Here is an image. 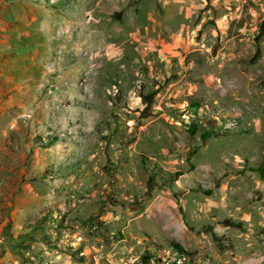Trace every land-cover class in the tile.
Returning a JSON list of instances; mask_svg holds the SVG:
<instances>
[{
	"label": "rangeland",
	"instance_id": "1",
	"mask_svg": "<svg viewBox=\"0 0 264 264\" xmlns=\"http://www.w3.org/2000/svg\"><path fill=\"white\" fill-rule=\"evenodd\" d=\"M34 12L52 26L33 38L39 64L19 60L33 92L0 96V224L28 181L48 197L33 214L116 218L82 231L96 264H264V0H34ZM219 110L238 128L222 132Z\"/></svg>",
	"mask_w": 264,
	"mask_h": 264
},
{
	"label": "crops",
	"instance_id": "2",
	"mask_svg": "<svg viewBox=\"0 0 264 264\" xmlns=\"http://www.w3.org/2000/svg\"><path fill=\"white\" fill-rule=\"evenodd\" d=\"M45 11L46 15H49L46 7ZM50 26L52 24L48 19L38 20L34 12V0H0V60L5 59L4 63L0 61V66L5 69V65H11L10 72H5V69L0 73V96L4 90L20 95L16 96V99L10 98L11 105H23L21 96L30 97L33 92L35 76L29 69L30 65L20 63L19 60L30 59L33 62L32 66L39 64L35 61L39 60V51L33 50L32 47L37 40L33 38L48 37L45 32ZM19 43H26L27 46L17 50L15 45ZM6 103L8 102L4 103L0 99V105ZM1 120L0 115V122ZM1 132L0 125V136ZM1 150L2 147L0 153ZM30 171L33 174V168ZM27 182L25 183L27 190L23 194L19 192L14 198L16 205H11L13 211L8 216L7 224L5 226L0 224V264H22L23 257H26L25 264H96L93 248L90 243L85 242L86 238L84 239L82 231L85 230L89 238H91L89 230L96 228V224L104 227V232L106 229L113 231L112 222L116 218H107L105 223H98L104 216L98 220V214H91L88 219L83 216L84 214H60L59 220L54 221L57 214H33L34 204L47 201L48 197H44L45 200L42 196L38 198ZM15 191L17 193L18 188ZM57 224L56 230L51 229V226ZM58 240L59 248H52V244L58 243ZM68 247L74 248L68 252Z\"/></svg>",
	"mask_w": 264,
	"mask_h": 264
},
{
	"label": "built area",
	"instance_id": "3",
	"mask_svg": "<svg viewBox=\"0 0 264 264\" xmlns=\"http://www.w3.org/2000/svg\"><path fill=\"white\" fill-rule=\"evenodd\" d=\"M214 116H216V117H214ZM214 116H210V117L211 118L214 117L212 119H214V121L216 120V122H218V127L221 129L222 132L227 133V132H231V131L238 128V121L236 119H233V118L222 116L221 110L216 112L214 114ZM184 261H185V258L179 257L176 260V264H183Z\"/></svg>",
	"mask_w": 264,
	"mask_h": 264
},
{
	"label": "trees",
	"instance_id": "4",
	"mask_svg": "<svg viewBox=\"0 0 264 264\" xmlns=\"http://www.w3.org/2000/svg\"><path fill=\"white\" fill-rule=\"evenodd\" d=\"M212 131H206L204 132V134H202V138L203 140L205 141L206 139L208 138H211L212 137ZM256 172H258L260 174V177L262 179H264V153L262 154L261 156V161L256 169ZM208 194H210V192H208ZM175 248L178 249V251L180 252V256L183 257V255L185 254V252L182 250V248L180 246H174Z\"/></svg>",
	"mask_w": 264,
	"mask_h": 264
}]
</instances>
